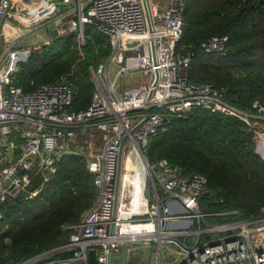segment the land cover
I'll use <instances>...</instances> for the list:
<instances>
[{
    "label": "built area",
    "instance_id": "built-area-1",
    "mask_svg": "<svg viewBox=\"0 0 264 264\" xmlns=\"http://www.w3.org/2000/svg\"><path fill=\"white\" fill-rule=\"evenodd\" d=\"M60 1L50 0L20 13L13 11V0H0V220L5 203L32 200L56 174L64 156L80 155L73 144L88 132L100 134L103 142L97 153L87 156L97 198L77 224L66 227L71 231L67 242L17 264H91L90 251L99 264H107L109 252L113 255L123 243L142 240L175 246L180 253L177 264H264V209L252 219L212 223L214 215L236 212H202L201 199L209 191L207 178L185 175L168 159L150 163L147 157L149 142L195 107L236 117L253 129L256 142L264 138V131L253 122V118L264 121V105L255 102L253 111L246 112L227 102L226 88L189 81L192 54L177 51L185 28V0H148L151 30L142 0H63L76 17L58 25ZM52 23L57 24L58 37L79 30L82 36L85 26L94 25L112 42L108 58L91 70L95 93L85 110H74L75 90L67 78L32 92L16 84L19 64L29 55L16 51L21 36L14 30L28 34ZM229 40L228 35H215L201 49L226 57ZM134 72L149 76V81L122 86L121 80ZM133 167L143 179L139 210L126 203ZM37 177L41 178L38 185ZM204 237L210 239L202 242ZM70 252L65 259L45 260Z\"/></svg>",
    "mask_w": 264,
    "mask_h": 264
},
{
    "label": "trees",
    "instance_id": "trees-1",
    "mask_svg": "<svg viewBox=\"0 0 264 264\" xmlns=\"http://www.w3.org/2000/svg\"><path fill=\"white\" fill-rule=\"evenodd\" d=\"M185 3L184 34L177 51L192 54L189 81L226 88L227 102L246 112L253 111L255 102L264 105V0ZM215 35L229 36L226 57L201 49ZM76 37L71 33L53 38L50 47L20 62L16 84L32 92L67 78L75 90L74 110L87 109L95 93L90 68L111 52L112 44L96 35L87 44L95 45V59L89 56L82 61L77 56ZM147 157L150 163L168 159L185 175H204L211 195L201 199L202 212H236L214 215L211 221H242L263 213L264 159L256 151L253 129L236 117L195 107L186 116L173 119L149 142ZM87 163L86 156L66 155L36 197L5 203L0 220V264H17L67 242L71 231L66 227L77 224L97 198ZM40 182L37 177L35 184ZM4 226L6 230H2ZM71 254L55 253L45 260Z\"/></svg>",
    "mask_w": 264,
    "mask_h": 264
},
{
    "label": "rangeland",
    "instance_id": "rangeland-1",
    "mask_svg": "<svg viewBox=\"0 0 264 264\" xmlns=\"http://www.w3.org/2000/svg\"><path fill=\"white\" fill-rule=\"evenodd\" d=\"M64 10V9H62ZM65 12H61V14H64ZM61 17V16H60ZM66 16L60 18L58 20V25L64 24L68 21V18ZM72 18L76 17V13L71 16ZM19 30V29H15ZM14 30V33H15ZM78 33H81V30H79ZM78 33H76V51L77 56L80 58V60L84 61L87 60L89 56H92L93 59H95V56L97 52L95 51L96 47L91 43L93 41V38L96 37V35H99L106 44H112V42L104 36L101 32L98 31V29L94 25H87L83 29V35L80 36ZM53 43L50 42L49 45L46 46H40L35 48L34 50H30L26 52V55H30L33 52H41L44 48H48ZM87 45V46H86ZM86 48V50L84 49ZM110 54V53H109ZM109 54L101 61H105ZM29 59V58H28ZM26 62V61H22ZM99 62V63H101ZM98 63L90 68V70L94 69ZM118 68L114 67L113 71H117ZM149 81V76L140 73V72H134L129 74L126 78L121 80V85H131V84H143L147 83ZM76 143L73 144L74 150H79V154L82 156H89L91 152H98L100 147L102 146V137L100 134L95 132H88L86 134H81L76 139ZM256 142V141H255ZM256 151L261 155V157L264 159V138L258 139L256 142ZM88 159V158H87ZM135 174V173H134ZM130 174H128L129 176ZM127 176V179H128ZM130 179V178H129ZM129 182V181H128ZM30 190H33V186H30ZM130 189L126 190V193L129 194ZM126 198V203L129 206L132 203V198L129 195ZM202 210V208H201ZM178 215L186 217L185 212H179ZM187 218V217H186ZM188 219V218H187ZM191 220V219H190ZM212 223H217L212 221ZM221 223V222H220ZM7 226H4L2 230H6ZM210 238L204 237L202 239V242H205L209 240ZM160 243V242H159ZM121 256L119 259H113L112 264H177V262L180 260V253L179 250L173 246L172 244H162L158 245L155 241H148V240H142L135 243H123L120 245L119 251L117 253Z\"/></svg>",
    "mask_w": 264,
    "mask_h": 264
},
{
    "label": "crops",
    "instance_id": "crops-1",
    "mask_svg": "<svg viewBox=\"0 0 264 264\" xmlns=\"http://www.w3.org/2000/svg\"><path fill=\"white\" fill-rule=\"evenodd\" d=\"M50 0H13V11L14 12H23L24 10L32 9L34 7L41 8L45 4H47ZM70 3L75 0H69ZM61 8H60V15L62 17L66 16V18L70 19L72 18L73 14L75 12L73 11H67L66 10V2L63 0L60 1ZM64 9V10H62ZM65 12L64 14H61V12ZM16 36L20 34L19 42L15 44V49L21 54H26L27 51L30 52V50H34L37 47L45 45L47 42H51V36L50 32L48 31L47 27L40 28L36 31H33L31 33L25 34L23 31L15 30ZM22 33V34H21ZM253 122L256 128H259L264 131V121L253 118ZM118 253V252H117ZM117 253L112 255V261L113 259H119L121 258L120 255ZM112 264V263H111Z\"/></svg>",
    "mask_w": 264,
    "mask_h": 264
},
{
    "label": "water",
    "instance_id": "water-1",
    "mask_svg": "<svg viewBox=\"0 0 264 264\" xmlns=\"http://www.w3.org/2000/svg\"><path fill=\"white\" fill-rule=\"evenodd\" d=\"M142 1H143V6H144L147 22H148L149 28L151 30L152 23H151V17H150V12H149L148 0H142ZM47 29L50 32V36H51L52 39L58 37L57 24L56 23H52L51 25H49L47 27ZM152 50H153V58H154V61H155V49H154L153 42H152ZM156 76H157V80H158V74L157 73H156ZM140 126L141 125H139L138 127H140ZM138 127L136 129H138ZM123 145H124V142H123V144L121 146V152H120L119 162H118V171H117V176H116V180H115L116 197H115V206H114V218L116 217V212H117V208H118V201H119V195H120V185H121V176H122V168H121L122 165L121 164H122ZM5 185H7V183ZM210 195H211L210 191H207L205 193L206 197L210 196ZM90 262H91V264H99L94 251H90ZM111 263H112V252H109L107 264H111Z\"/></svg>",
    "mask_w": 264,
    "mask_h": 264
},
{
    "label": "bare ground",
    "instance_id": "bare-ground-1",
    "mask_svg": "<svg viewBox=\"0 0 264 264\" xmlns=\"http://www.w3.org/2000/svg\"><path fill=\"white\" fill-rule=\"evenodd\" d=\"M134 169L136 168L133 167L129 173V183L131 185L130 196L132 198V203L129 205V208L132 210H139L141 209V206H143V201L140 197L141 191L143 189V179H141L140 175L138 174V170ZM138 228L140 227H134L133 230H138ZM156 237L159 238V235Z\"/></svg>",
    "mask_w": 264,
    "mask_h": 264
}]
</instances>
